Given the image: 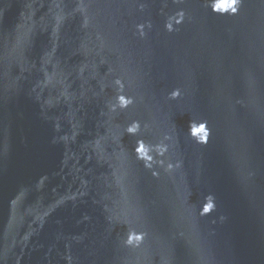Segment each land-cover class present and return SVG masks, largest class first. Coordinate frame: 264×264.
<instances>
[{
	"label": "water",
	"instance_id": "water-1",
	"mask_svg": "<svg viewBox=\"0 0 264 264\" xmlns=\"http://www.w3.org/2000/svg\"><path fill=\"white\" fill-rule=\"evenodd\" d=\"M234 6L0 0V264H264V0Z\"/></svg>",
	"mask_w": 264,
	"mask_h": 264
},
{
	"label": "clouds",
	"instance_id": "clouds-1",
	"mask_svg": "<svg viewBox=\"0 0 264 264\" xmlns=\"http://www.w3.org/2000/svg\"><path fill=\"white\" fill-rule=\"evenodd\" d=\"M220 2H221V0H214V3H215V4H219ZM231 3H232L233 5H235V6L231 8V12H230V14H235V13L238 11V6H239V4L241 3V0H231ZM212 10H213V11H219L221 14L227 12L226 9H225V10H220V9L215 8V7H213ZM228 13H229V12H228ZM181 15H183L182 12H181ZM176 22L179 23L180 21H176ZM171 29H172V24L169 23V25H168V30H171ZM141 34H143V33H141ZM115 83H116L117 85H119L120 88L123 87V85L121 84V81H120L119 79H117V80L115 81ZM179 95H180V90H179V89H175V90H173L172 92L169 93L170 98H173V99H175V98L178 97ZM118 99L121 101V103H120V106H121V107H126L128 104L132 103V99H131V97L125 99L123 96H120V97H118ZM206 125H207V121L199 122V127H200L201 129H204V131H205V135H204L202 141H198V142H203V143H206V142H207L208 136H209V134H210V130L206 127ZM138 129H139V123L136 122V121H134V122L132 123V125L128 127L127 131L130 132V133H136V132L138 131ZM189 132L191 133V126H190V128H189ZM139 144H140V147L136 149L137 152H140V150L144 147L142 141H140ZM155 148L157 149L156 153H157L158 155H162V154L166 151L167 145H164V144H157V145H155ZM145 158H146V160H149V161H152V160H153V157H152L151 155H148V156H146ZM145 166H146V167H151V164H147V163H146ZM168 167L171 168L172 165L169 164ZM153 175H156V173L153 172ZM137 239H139V237H137ZM128 243H131V239H129Z\"/></svg>",
	"mask_w": 264,
	"mask_h": 264
}]
</instances>
